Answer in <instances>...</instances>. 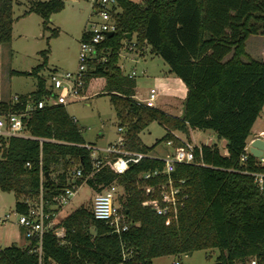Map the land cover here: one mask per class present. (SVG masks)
Listing matches in <instances>:
<instances>
[{
  "label": "trees",
  "instance_id": "1",
  "mask_svg": "<svg viewBox=\"0 0 264 264\" xmlns=\"http://www.w3.org/2000/svg\"><path fill=\"white\" fill-rule=\"evenodd\" d=\"M15 1L0 0V51L13 41ZM117 2V31L101 47L106 60L90 64L86 86L92 78L106 79L105 90L124 128V148L150 155L156 145L171 139L181 145L173 132L190 140L191 131L210 130L218 141L227 142V155L218 145L196 146L195 163L178 165L173 173L176 180L186 181L185 205L162 216L144 202L145 188L164 178H143L162 169V160L147 157L122 175L109 163L89 178L92 150L85 147L88 143L67 106L35 110L24 121L32 137H0V192L15 193V211L25 214L43 195L47 229L41 245L34 235L26 247L0 248V264H154L156 258L210 249L220 251L222 264L263 261L264 185L259 186L254 174H264V166L252 154L246 162L241 157L264 109V61L243 60L247 40L264 35V0ZM65 4L66 0L34 1L24 16L41 15L47 29L52 14ZM58 34L54 29L53 36ZM133 41L140 49L149 46L150 53L161 57L186 85L184 119L135 99L136 80L118 64L124 43ZM49 53L50 49L41 52L43 62L31 72H13L37 77V89L20 95L19 102L2 100L0 89V115L21 112L28 99L38 102L50 93L49 79L40 75L49 64ZM153 122L163 126L166 135L150 147L141 133ZM77 169H82V176L72 180ZM84 183L96 192L114 184L123 190L122 213L131 223L129 230L117 233L97 220L93 205L81 206L53 224L61 208L59 194ZM59 228L66 232L63 243L56 236Z\"/></svg>",
  "mask_w": 264,
  "mask_h": 264
},
{
  "label": "rangeland",
  "instance_id": "2",
  "mask_svg": "<svg viewBox=\"0 0 264 264\" xmlns=\"http://www.w3.org/2000/svg\"><path fill=\"white\" fill-rule=\"evenodd\" d=\"M34 1L46 0H16L14 4V16L17 18L13 29V41L11 44L1 46L0 51V89L1 99L10 100L16 95L31 94L37 89L38 79L34 75H18L14 71L31 72L43 62L41 52L50 49L49 64L40 73L45 78H50L55 71L65 73L75 71L78 68V58L81 50V42L84 32L89 28L90 15L96 0H66L65 7L52 14L49 28L44 27L41 15L34 13L30 17L22 16ZM144 4L146 0H133ZM59 34L53 36V30ZM132 44L125 42L119 52L118 64L123 73L129 75L136 71V95L139 102H147L149 91L153 86L163 87L161 80L167 76L169 65L158 56L150 53V47H135L130 50ZM247 56L264 61V35H253L246 42ZM182 82V81H180ZM183 86L184 83H182ZM87 94L77 102L67 105L70 115L77 120L79 128L88 144L98 148H107L112 143H117L121 133L119 132L120 120L111 102V95L105 90V78H92L88 84ZM185 88V87H184ZM187 88V87H186ZM86 91V90H85ZM85 93V92H84ZM137 96V97H136ZM139 96V97H138ZM184 91L172 89L162 93L156 102L157 106L167 103L170 111L182 113ZM178 101V102H177ZM258 129H264V109L254 127V133ZM166 135V130L157 122H153L141 133V139L147 146H154ZM188 140L181 133L183 139L190 141L195 146L209 144L215 140L221 153H225L224 140L218 141L209 131L194 130ZM254 135V134H253ZM214 139V140H212ZM250 141V140H249ZM172 149L167 142L156 145L150 153L153 158H162ZM75 174L72 180H75ZM122 191V190H121ZM96 191L87 183L79 187L76 195L69 205L61 207L53 224L62 221L67 215L81 206L92 207ZM17 197L13 192H0V219L11 215V220L0 222V248L18 242V227L11 222L17 221L15 205ZM20 244V242H18ZM28 244L22 242L21 247ZM218 249L202 250L187 256H167L157 258L154 264H173L179 260L181 264H217L220 262Z\"/></svg>",
  "mask_w": 264,
  "mask_h": 264
},
{
  "label": "built area",
  "instance_id": "3",
  "mask_svg": "<svg viewBox=\"0 0 264 264\" xmlns=\"http://www.w3.org/2000/svg\"><path fill=\"white\" fill-rule=\"evenodd\" d=\"M118 12H120V7L117 0L95 1L93 11L90 15L89 28L86 29L84 33L85 38L81 42L77 70L65 73L54 72L51 74L48 83L50 93L45 98L38 102L28 99L23 111L0 115V137L18 136L30 138L32 136L25 132L24 121L30 117L35 110L58 104L67 106L70 103L77 102L84 96L83 93L87 88L86 77L90 64L94 62H104L106 60V57H101V53L104 51L101 47L105 41L110 38L108 33L114 32L115 34L117 31V23L114 14ZM131 44L130 50H133L136 47V42L133 41ZM129 76L135 78L136 71L129 74ZM158 97L159 93L157 88H151L149 97L145 99L147 102L142 101L141 103L149 107H156ZM12 100L13 102H19L20 95L14 96ZM119 132L121 136L118 142L105 149L98 148L91 144H85L87 149L92 150L93 167L88 176L89 178L109 163L113 165L118 174L122 175L130 169L132 163H139L143 159L151 157L144 153L126 150L124 148V128L119 127ZM173 134L181 142V145L176 146L175 140H168L167 145L172 151L162 158H157L164 162L163 168L147 172L143 175V178L146 180L164 178V180L145 188L148 198L144 202L146 206L152 208L157 214L162 216L176 213L180 207H184L188 198L185 186L186 181L176 180L173 177V173L176 171L178 165L193 164L196 159V146L190 141L183 139L181 133L173 132ZM257 138L264 139V134ZM257 138H253L248 142L245 152L241 157L243 162H246L249 154H252L251 146L253 141ZM224 146L226 148V144H224ZM257 159L259 164L264 166V152ZM254 175L256 176L259 186L263 187L264 174L255 173ZM75 176L77 178L81 177L82 169H77ZM78 189L79 187L77 185L65 188L57 198L59 206L66 207L69 205ZM121 190L122 189L115 184L107 186L101 192L96 193L93 202V213L95 218L110 225L117 233L127 231L131 226V223L122 213L121 198L124 192ZM15 215L17 216L18 224L25 229V237L29 239L36 235L41 245L47 229L46 220L49 218V214L45 211L43 195H41L39 202L31 208L28 214L15 211ZM10 219L11 215L8 214L3 219H0V222L6 223ZM56 236L63 243L66 237L65 230L62 228L57 229ZM173 264L181 263L177 260ZM237 264H264V260L260 261L256 258H252L239 261Z\"/></svg>",
  "mask_w": 264,
  "mask_h": 264
},
{
  "label": "crops",
  "instance_id": "4",
  "mask_svg": "<svg viewBox=\"0 0 264 264\" xmlns=\"http://www.w3.org/2000/svg\"><path fill=\"white\" fill-rule=\"evenodd\" d=\"M26 11H28V9L26 10ZM25 11V12H26ZM24 12V13H25ZM34 13H30V14H28V15H26V16H24V14L22 15V16H24V17H30L31 15H33ZM16 20H17V18H16ZM85 33V32H84ZM166 74H167V76L165 77V78H163V80H161L162 81V83H163V87H162V89H160V87H158V86H153L152 88H157V90H158V93H159V96L162 94V93H164V92H166V91H168V90H172V89H182L183 91H184V97L182 98V102H183V105H184V101L186 100V96H187V88H186V85L185 86H183V81L181 80V79H179L178 77H176L175 75H173V74H171L170 73V68L168 69V71L166 72ZM180 81H182V82H180ZM89 87V86H88ZM185 87V88H184ZM87 91H88V88H86V91H84L85 93H83L84 95H86L87 94ZM20 95H28V94H20ZM137 97V96H136ZM139 97V96H138ZM141 101H143V100H141ZM178 102V101H177ZM156 107L157 108H159V109H161V110H163V111H165V112H167V113H169V114H171V115H173V116H178V117H180V115L182 114H180V113H178L177 112V110L176 111H170L169 109H168V106H167V103L165 102V105H163V106H157L156 105ZM182 109H183V107H182ZM70 114V113H69ZM261 116V115H260ZM260 118V117H259ZM259 118H258V120H259ZM257 120V121H258ZM256 121V122H257ZM78 123V122H77ZM256 124V123H255ZM254 127H255V125H254ZM254 127H253V130H252V135H251V137L249 138V140H252L253 138H257V137H260L262 134H264V129H258V131L257 132H255L254 133ZM207 131H209V132H211L212 134H213V136H215V138L217 139V136H216V134L213 132V131H210V130H207ZM192 133H193V131H191ZM254 134V135H253ZM212 140H214V139H212ZM215 140L213 141V142H211V143H209V144H207V145H215ZM112 144H114V143H112ZM111 144V145H112ZM224 144H227V142L224 140ZM223 154V153H222ZM224 155H227V149L225 148V153H224ZM11 220V219H10ZM9 220V221H10ZM8 222V221H7ZM12 224H15V225H17V227H18V231H19V235H18V239H19V241L18 242H20V244L18 243V242H15V243H13V244H17L18 246H20L21 247V244H22V242L24 241V242H26L27 244H29V242H28V239L25 237V229L24 228H22L19 224H18V222L16 221V222H11ZM8 246H10V245H8ZM183 256H187V255H183ZM157 259V258H156ZM154 261H155V259H154Z\"/></svg>",
  "mask_w": 264,
  "mask_h": 264
},
{
  "label": "water",
  "instance_id": "5",
  "mask_svg": "<svg viewBox=\"0 0 264 264\" xmlns=\"http://www.w3.org/2000/svg\"><path fill=\"white\" fill-rule=\"evenodd\" d=\"M109 37L114 36V32L108 33ZM129 39H131V34H128ZM186 109H187V101H184L183 109H182V114L180 115L181 119H184L186 116ZM264 152V139L262 138H257L253 141L252 146H251V153L253 156L259 158ZM217 264H222L221 262H218Z\"/></svg>",
  "mask_w": 264,
  "mask_h": 264
}]
</instances>
